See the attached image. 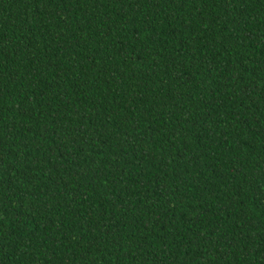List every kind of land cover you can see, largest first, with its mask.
<instances>
[{"label":"trees","instance_id":"16d2710c","mask_svg":"<svg viewBox=\"0 0 264 264\" xmlns=\"http://www.w3.org/2000/svg\"><path fill=\"white\" fill-rule=\"evenodd\" d=\"M0 264H264V0H0Z\"/></svg>","mask_w":264,"mask_h":264}]
</instances>
